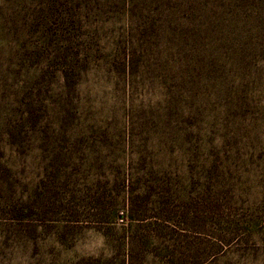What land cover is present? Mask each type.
Instances as JSON below:
<instances>
[{
  "label": "rangeland",
  "instance_id": "374dc122",
  "mask_svg": "<svg viewBox=\"0 0 264 264\" xmlns=\"http://www.w3.org/2000/svg\"><path fill=\"white\" fill-rule=\"evenodd\" d=\"M262 41L264 0H0V264H264V115L228 111Z\"/></svg>",
  "mask_w": 264,
  "mask_h": 264
},
{
  "label": "trees",
  "instance_id": "16d2710c",
  "mask_svg": "<svg viewBox=\"0 0 264 264\" xmlns=\"http://www.w3.org/2000/svg\"><path fill=\"white\" fill-rule=\"evenodd\" d=\"M61 42L63 45H58L55 47L52 52L54 55V58H59L58 54H60L61 51L63 53L60 54V58L62 61H60V68L57 72L61 73V78L64 79L66 83H69V78L70 76L75 72V68L72 66L73 60L76 58L77 53L74 51H69L67 44H71L73 42V37H65L61 39ZM264 42V41H262ZM255 47H248L247 45H244L242 47H238V49L234 48L230 51L234 52L236 55V60L240 62V64H243L245 60H248L246 65H240V67L246 71L245 76H248V73L251 75V73L254 71L253 68L256 67L257 59L259 54L261 53L264 55V44L263 46H258L257 43H253ZM73 46V45H69ZM57 50V51H56ZM56 51V52H55ZM49 55L48 52L46 56ZM51 55V56H52ZM50 56V57H51ZM48 57V56H47ZM58 60V59H57ZM214 59H207L204 64H203V79L204 81L207 82V84L212 87L215 86V81L221 78V68H219L215 63ZM262 63V65H261ZM62 66V67H61ZM64 68V69H63ZM260 70V72H259ZM56 72V71H55ZM256 75L258 76V80L260 83L264 82V58L260 62V67H257L255 70ZM214 83V84H213ZM262 100V98H261ZM260 100L259 96H254V95H248V94H242L240 92H236L234 100L230 103L228 107L229 115L236 116L241 113L245 115H250L252 116V120L256 121L258 120V114L264 115V103L262 104V101ZM31 109L28 105V109ZM29 109V110H30ZM210 146V144H208ZM213 150V148H212ZM153 151H148L146 155H141V158L144 159L145 163H147L148 159L152 155ZM210 150H208L207 157L204 159V165L205 167L201 171H195L194 169L190 170V173L188 174L189 176H199L201 178H206L208 180H211L212 177H214L215 174H217L218 170L221 169L224 174H226V170L223 166L225 164H222L223 162L220 160L219 156H214L209 153ZM222 159V158H221ZM153 167L158 168L160 173H163V175L167 178L170 179L171 173L166 169L163 163L160 162H153ZM198 178V177H197ZM170 189L168 188V191L163 193V197L170 196ZM144 221V219H140V222ZM149 225V224H148ZM145 230H149V234L146 235L145 237L141 236L140 241V249H143L142 245H148L149 239H153L155 237V230L147 228L146 226L143 227ZM145 238H147L145 240ZM223 241V240H222ZM143 253V251H142ZM170 254V260H168L166 263L167 264H194V262L190 261L188 258H183V257H177L175 256V250L169 253ZM143 261H140V264H142Z\"/></svg>",
  "mask_w": 264,
  "mask_h": 264
}]
</instances>
